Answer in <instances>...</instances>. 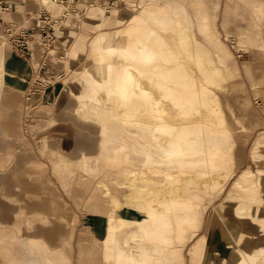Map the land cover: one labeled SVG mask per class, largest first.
<instances>
[{
  "label": "bare ground",
  "instance_id": "6f19581e",
  "mask_svg": "<svg viewBox=\"0 0 264 264\" xmlns=\"http://www.w3.org/2000/svg\"><path fill=\"white\" fill-rule=\"evenodd\" d=\"M42 2L46 5L54 3L49 0ZM150 7L160 9L156 5ZM175 13L170 9L165 18H156L155 21L159 23L156 30L169 47L175 49L178 46L182 54L186 55V63L190 65H187L186 71L190 75L182 70L177 73L174 71V54L170 60H167V54L160 55L164 62L172 65L162 71L164 63H160L159 58L154 60V52L159 53L165 47L158 43L155 36L152 37V31L151 34H141L128 41L130 32L138 26L140 19L146 21L144 13L134 17L122 34L102 32L91 44L95 53L102 50L105 52L103 59L114 60L121 67L117 74L107 75L105 84L103 81L92 84L95 92L82 99L86 100V106L87 98L95 101L93 98L98 86L102 97L101 105L115 111L123 117L121 120H128L126 123L123 121L126 129L130 127L134 134L153 146L145 150L140 147V150L128 155L137 167L133 172L125 170L122 179L131 189L129 194L145 199V191L149 200L146 204L134 202L133 210L145 216L149 208L155 209L156 204L151 194L159 191L166 205L165 210L160 208L159 211H165L168 215L161 223L162 227H137L127 237L125 227H111L113 235L108 237L106 245L110 246L107 249L108 256L113 259L114 264H127L130 256L140 262L141 249H145L146 254L154 259L151 264H183L185 245L203 228V201L212 204L213 199L221 195L222 188L233 172L226 164L229 139L225 133L227 130L223 127L219 101L216 97L207 95L205 87L210 75L205 68L210 67L213 75H222L221 70L212 65L210 49L195 40L184 7L181 22ZM117 53L119 56L115 55ZM73 54L78 53L73 51ZM19 64L20 61L8 58L4 48L0 49V93L8 82H25L24 71L19 68ZM87 68L85 76L99 72L96 66ZM98 76L101 80L106 77L101 74ZM89 77L86 81H90ZM92 77L90 79L96 81ZM213 82L216 81L213 79ZM11 96L14 97L13 100L10 103L7 100V103L13 106L17 92ZM79 105L83 107L84 103ZM88 107L91 110L84 117L103 113L99 110L94 112L93 106ZM76 117L77 115H69L71 120ZM213 125L222 130L225 140L215 138L213 141V132L216 137V131L211 129ZM102 127H105V123H102ZM67 133L70 134L69 131ZM101 134L102 148L106 152H102V156L120 161L122 146L111 138L106 128L102 129ZM91 143L95 144V139L89 142V147H92ZM154 154L164 158V161L156 164L151 160V155ZM253 157L257 161L264 159V151L254 152ZM253 167L250 161L248 170L234 185L235 192H229L209 213L203 235L188 250L192 255L189 264H263L261 258L254 254L264 253V171L257 169L259 176L254 178ZM113 181L119 182L117 179ZM98 184L108 191L106 184L101 181ZM115 205L118 208L121 206L118 201H115ZM174 210H180L184 214L179 218L169 217ZM5 218L10 223L14 220L9 215ZM35 219L48 225L43 224L35 231V236L41 243V247H38L41 253L48 254L51 246L55 247L63 237L71 234V227H59L56 222L49 225L50 219L45 214H35ZM123 236L126 237L121 238L123 248H115L113 244H118ZM158 248L159 251L156 252ZM51 257V264H54L53 261L57 264L56 256L52 254Z\"/></svg>",
  "mask_w": 264,
  "mask_h": 264
},
{
  "label": "rangeland",
  "instance_id": "374dc122",
  "mask_svg": "<svg viewBox=\"0 0 264 264\" xmlns=\"http://www.w3.org/2000/svg\"><path fill=\"white\" fill-rule=\"evenodd\" d=\"M225 1L226 0H204V2L209 7H213L216 4L219 5L217 29L220 32V39L226 44V46L232 53V62H235L239 71V76L224 81L225 78L223 77V75H213L210 67L205 68L208 69L206 72L210 74L208 75L209 80L205 84V87L207 89V95L214 96L219 101V106L222 111L223 127L225 128V130H227L225 133H227L226 137L227 139H229L227 142V144L229 143V149L227 150L226 164L228 165V168L230 170H233V172L224 188H222L221 195L218 198H214L212 204L209 205L206 204V201H203V208H205L203 215V228L185 245L182 254L183 264H189L192 255H190L188 250L191 245H193V242L203 235L209 213L226 198L229 192H235L234 185L236 184L237 179H240L241 175L248 170L249 162L252 161L254 165V178H257L259 176V172L257 171V169L260 168V170L264 171V159H258V161L256 159H253L254 152L260 153L262 151L261 149H264V50H259L251 46H244V48L237 49L233 46L232 42L226 38L225 32L220 27L223 5ZM151 5L159 6L160 9H152L150 7ZM41 7H46L48 11L54 16H58L64 11L63 6L54 3L46 5L44 2H42V0H19V2H17L15 5L17 11L21 13L36 11ZM183 7V0H121V4L116 7H111L110 9H105L102 6L92 5L86 8L85 12L82 15L80 14L82 16L81 19H78L80 15H74L73 20L67 22L64 27L60 28L57 31V39L53 47L50 48V54L52 55L50 57L52 59L50 63L52 65L51 72L45 74L42 70L40 71L42 61H39V63L37 64L38 60L36 57H34V60L26 58L33 66V73L31 77L28 78V76L25 75L26 80L23 85L28 81V87L25 90L24 96L21 95V99L23 101L20 103V111H22L21 109H23L24 117L25 119H28H23L26 123L25 138L28 139H25L26 141H24V144L27 145L25 146V149H28V153L33 157V159L28 161L27 165L29 163H34V160H37L39 163L41 162L45 165L43 171L41 169H39L38 171H34V176L29 178V180L33 183L38 182L39 184H41L40 181H42L44 185L47 183L52 189L53 193L55 195H59L62 203L67 208V213L72 221L71 227H73L71 229L70 236L63 237L59 241L58 245H55V247L52 248L51 246L52 249L49 248L48 254H41L39 252V264H51V255H56V253H59L58 255L61 259V263L62 261L64 262L66 260L63 259L65 253L67 254L66 256L68 257L69 264H83V262L88 259L85 255H81L79 246L77 244L78 241L82 239H84V241L86 239H89L88 241L92 240V237L98 235L101 228L104 227V218L102 217V215H99V213H97V211L92 207L93 201L91 200V194L94 190L97 189V179H103L105 180V182L103 181V183L106 185L108 184V191L101 185H97L99 186L98 190L105 189L104 192L106 191V193L102 197L106 199H110V192L120 198H123V196L127 193L125 189L131 190L123 183V179L118 180V183L114 181L115 184H113L114 182L112 181L113 183H111L109 180L110 175L106 176V173L110 172L112 168H117L120 172L123 165L121 161L118 162V165H113V167H106V172H104L97 178L87 177L80 172H77L73 177L68 176L67 174V181L70 182L67 190H65L61 185V181L57 177H55L52 172V158L50 154H42L38 149L41 141V133L44 137H50L53 133L54 135L66 133L64 130H60V128H58L59 125L66 124L67 126H71L72 133L77 134L79 133L78 131L80 126L83 129V135L85 130L87 131L86 135H88L89 133H95L97 129H100L99 125L101 124V121L105 117V115H110V117L116 120H121L120 118H123L119 116L115 111H110V109L106 105H101L100 102L102 101V97L99 95L100 88L98 86H96V95L93 98L95 101H91L87 98L86 103L88 104L86 106V100L82 99V97L85 98V95H91V93L95 92V90L92 88V84H98L101 81H103L105 84L107 82V75L117 74L119 68L121 67L120 63L114 60L108 61L106 59H103L105 57V52H103L102 50L95 53V51L91 47L92 41L102 32H106L107 34H122L124 29L129 25L134 17L139 16L141 13H144L146 16V21H143V18L140 19L138 26L130 32V38L128 41L133 40L135 37L141 34H145L146 36L150 33V31H152V37L154 38L155 36L158 40V43L165 47V49H162V51L159 53L154 52V60L156 61V59L159 58L160 63H164L162 71L172 66L168 62H164L163 56L160 57L161 54L165 53L167 54V60H170L172 54H174L173 66L175 68L174 71L176 70V73L182 70L183 73L189 74V72L186 71V67L188 65L186 63V55L182 54V51L178 46H176L175 49L168 46V44L165 42V40L162 39V36H160L158 31L156 30L159 23L157 20L155 21L156 18H165L167 15H169L170 9H172L176 12L175 16L178 21L181 22ZM244 15V21L237 20L234 22V29L237 26H241L245 30L253 29L251 15L248 12H245ZM83 17H85L86 19L82 20ZM74 18H76V20H74ZM261 24L262 26L259 30V38H261L264 42V23ZM194 35L197 40L202 41V38L196 29L194 30ZM1 48L5 49L8 58H14L18 62L20 61V64L18 66L24 71L25 74L27 70L24 69V64L20 60L19 55L4 39H0V49ZM73 51H76L78 54H73ZM115 55L119 56L118 53ZM210 58L212 60V65L218 66L216 60L214 59V55L211 53ZM244 63L250 65V72L254 80H263L262 82H259L257 86H255L254 82H252V80L247 76L246 71L243 67ZM92 66H96L99 69V72H95V74L91 75L93 76L92 78L96 79V81H92V79H90V75H84V72H86L85 69L87 67V69H89ZM188 66L190 67V65ZM160 68L162 67L160 66ZM98 74L106 75V77L102 78L101 80L99 79L100 76H98ZM87 77H89L88 79L90 81H86ZM199 79L202 81L201 78ZM213 79L216 81L215 83L213 82ZM13 81L8 82L7 87L0 93L1 103H4L7 97L14 92H17V95H19L20 92L16 91V89H9V84H12L13 86L18 85L16 83H12ZM36 94L39 95L37 98L35 96ZM34 99L36 100L35 104L34 102H31L35 101ZM58 102L63 103L60 109H63V111H65L67 115H71V117L77 115L75 123H72L70 121L69 116L60 118L59 115L58 119H55L54 115L53 118L49 119V117L54 113L56 109V103ZM81 102L84 103L83 107H80L79 105L82 104ZM88 106L95 107L94 112H97L99 110L103 113L100 115L94 114L92 115L93 117H84L91 110V108ZM33 109L34 120H31L30 112H32ZM106 112H108V114H106ZM240 120L243 122L242 126H240ZM121 121H124L125 123L128 122V120L126 119ZM243 125L251 130V135L248 134L245 128H243ZM211 129H214L216 131V137L214 132L212 134L213 141L215 140V138L217 140L226 139L222 134V130L215 128L214 125L211 126ZM127 131L129 134V142H133V147L132 145L130 146L133 150L127 153V167L128 170L133 172L136 169L137 164L132 162L128 155L132 154L137 149L140 150V147L145 150V148L150 149L153 148V146L145 142L142 137L134 134L130 127H128ZM19 135H21L20 132ZM22 139L21 141L24 140ZM88 139H91V137L88 136ZM74 146L76 152L73 151L74 157H71V159L75 164H77L80 160L77 154V148H79V145L75 143ZM35 150L36 154L34 156ZM19 154H21L20 151L17 152V155ZM151 160L156 164H160V162L164 161V158H161L159 155L154 154L151 155ZM242 163H244L242 166H238ZM258 163L260 164V166L256 167ZM73 169H75L73 170V172L79 170L77 167H73ZM8 170L9 169H7L6 171ZM117 186H120L121 188ZM10 187H14L12 182ZM4 191L5 189L2 190V188H0V227L2 226V224L4 225L7 222L4 219L7 213L6 210L12 211V205L9 204L8 200V202L5 201V198L2 196ZM14 192L15 191L13 190L9 192L7 191V196L12 197L13 194H18L19 197H15L16 199L23 203L29 202L27 195H25L26 193H21L20 190L17 193ZM43 196L44 198L46 197L47 199H50L45 194H43ZM151 196L154 197L156 208H149V211L145 216L133 210L132 208L133 203L136 201L141 202L142 204H146V202H149V200L146 198L145 191L144 198L146 200L143 199L142 196L134 195L132 193L127 196L126 205H124V203L122 204L119 201V203L121 204L119 208L114 205V202L111 206L112 202H110L106 207V210L108 211L112 207V212L110 215L112 216V220L114 223L113 226H130L125 227L127 231V234L125 235L126 237L137 227H162L161 223L168 215L165 214V211L161 212L159 211V209L163 208V210H165V202L163 200V197H161L162 195L159 194V191L153 192ZM38 200L40 201L41 199ZM35 202L36 201H34V203ZM183 214L184 212H181L180 210H174V212L169 214V217L179 218ZM123 215H125L126 217L120 218ZM47 216L48 219H50L48 221V224L51 226L56 223V225L58 226L59 223H61L62 225L65 224V219H61L62 217L60 212H56L55 215L52 216ZM19 217L22 221V229L15 228L17 232V241H15V239L13 238H10L11 240L7 239V245H2V242L0 241V264H9L12 261V258L15 259V255H18L19 257L18 260L15 259L18 261V263L22 262V264H30L29 259H31V256L26 252V248L29 252L34 249V246L30 242H28L33 241L32 238L34 239V223L36 222V224L39 225L38 227H42L44 223L40 220L35 219L34 213H31L24 207L21 209ZM6 225H8L5 226L8 227L7 229L4 228V231L7 232L6 236H11V234L14 236L15 233L10 231L14 227L9 226V224ZM44 226L48 225L44 224ZM63 227L69 226L65 224ZM125 236L120 237V241L118 242V244H113L115 248H123L122 239ZM70 237L71 239L69 240ZM21 238L27 241L28 244L25 242H18L21 240ZM10 241L13 244H10ZM38 242L40 243L39 239ZM109 247L110 246L107 245L105 247L103 254V264H114L113 259L108 256L107 249ZM67 249H69L70 251H68ZM139 251L141 252V261L138 262L130 256L127 264L153 263L154 259L146 254L145 249H141ZM158 251L159 248L156 250V252ZM254 255L256 257L259 256L264 264L263 252H260V254L255 253ZM110 261L112 263H110Z\"/></svg>",
  "mask_w": 264,
  "mask_h": 264
},
{
  "label": "crops",
  "instance_id": "0c3cea01",
  "mask_svg": "<svg viewBox=\"0 0 264 264\" xmlns=\"http://www.w3.org/2000/svg\"><path fill=\"white\" fill-rule=\"evenodd\" d=\"M184 3V9L186 14L189 17V20L192 25V31L193 36L197 42L200 44H203L207 46L210 49V53L214 55V59L216 60L218 67L221 70V73L223 77L225 78L224 81L231 79L233 77L239 76L238 68L233 61V56L226 44L220 39V32L217 29V20H218V9L219 5L216 4L213 7H209L204 0H183ZM58 4V3H56ZM61 5V4H58ZM63 6V5H61ZM248 12L252 17V23H253V29L252 30H245L241 26H237L235 29L233 28V24L235 21L245 20L244 13ZM81 15L78 19H81ZM86 18L83 17L82 20H85ZM76 20V18H74ZM83 22V21H82ZM264 23V0H226L223 5V13H222V19L220 22L221 29L225 32L226 38L229 39L233 46L237 49L244 48V46H251L259 50H264V42L261 38H259V30L261 29L262 24ZM197 30L199 35L202 38V41L197 40V38L194 35V30ZM42 53V52H41ZM52 55H45V54H39L37 56H33V59H30L29 57L21 58L19 56L20 60L24 64V69L27 70V72L23 75H27L28 78L31 77L33 73V66L29 62L28 59L34 60V57L37 58L38 62L42 61L44 64V69L42 70L43 73H49L52 71V65L51 63V57ZM232 62V63H231ZM36 64V65H37ZM35 65V66H36ZM243 67L246 71L247 76L254 82V85L257 86L259 82H262L263 80H254L253 76L250 72V65L247 63L243 64ZM41 71V70H40ZM13 86L12 84H9V89L13 90L16 89V91L20 92L19 95L15 98L14 105L11 106L7 103V100H9V103L13 100L14 97L9 95L7 99L4 101V103H1L0 99V188L5 189L2 196L5 198V201H9V204L12 205L10 210H6V216H12L13 221L6 222L4 225L0 227V236H1V242L2 245H7V239L13 238L16 240V230L15 228L22 229V221L20 219V212L21 209L24 207L31 213L35 214H45V215H55L56 212H60L61 219H65V224H67L69 227L72 225V221L70 216L67 213V208L62 203L61 198L59 195H55L52 191V189L49 187V185L46 183L43 184L42 181H40L41 184L38 182H32L29 180L32 176H34V171H38L45 168V165L43 163H39L37 160H34V163L28 164V161L33 159V157L28 153V149H25L27 146L24 144V141L28 140L25 138L26 136V123L24 120V111H20V103L23 101L21 99V95L24 96L25 90L28 87V81L26 84H19ZM36 98L39 96L38 94L35 95ZM35 100V99H34ZM34 104L35 101H31ZM63 103H56V109L54 113L49 117L53 118L55 115V119H58L59 115L60 118L67 117L69 115L66 114L63 109H60L61 105ZM12 114V117H9V114ZM62 113V114H61ZM31 117L30 119L34 120V109L32 112H30ZM108 114V113H106ZM29 115V114H28ZM28 118V116H27ZM24 119V120H23ZM70 119V118H69ZM76 118L73 120L70 119L72 123H75ZM102 123H105V127H102ZM242 121L240 120V126H242ZM7 126H10L11 128L8 129ZM100 129H97L95 133H89L86 135L87 131H84L83 135V129L79 126V133H72V127L67 126L66 124L59 125L58 128L60 130H64L65 134H51V136L44 137L41 133V141L39 145V151L42 154L49 153L52 158V172L55 177H57L61 181L62 187L67 190V187L69 186V182L67 181V174L68 176H75L77 172L82 173L83 175H86L87 177H94L97 178L101 174H103L106 167H113V165H118V162H122V168L119 172L117 168H112L110 172L106 173V176H109V180L111 183H113V179L122 180L124 176L125 170L128 169L126 158L127 153L132 151L133 142H129L128 139V131L126 130V124L119 120L114 119L110 117V115H105V117L102 119L101 124L99 125ZM103 128H106L109 132V135L111 138H113L118 145L122 146L120 157L122 158L120 161L113 160L111 157H103L102 152L105 154L106 152L102 148V134L101 131ZM243 128H245L248 132V134L251 135V130L247 128L245 125H243ZM70 132L68 134L67 132ZM19 132L21 135H19ZM3 135V136H1ZM262 135V134H261ZM88 136L91 137V139H88ZM24 140H23V139ZM21 139L23 141H21ZM26 139V140H25ZM95 139V144H92V147H89L91 140ZM76 141V142H75ZM75 143L79 145L78 149V156L80 160L77 164L72 161L71 157L73 158V151L75 150ZM20 144V145H19ZM24 144V145H22ZM19 145V146H18ZM132 145V147H130ZM263 152L264 149H261ZM20 151L21 154L17 155V152ZM36 154V150L34 153V156ZM126 163V164H124ZM244 163L238 166H242ZM27 165V166H25ZM73 167H77L79 170L73 172ZM9 169L8 171H6ZM94 176H92V175ZM9 176V177H8ZM11 177V178H10ZM33 180V179H32ZM103 181V179H97L96 180V187L97 189L93 191L91 194V200L92 207L99 213V215H102L104 227L101 228L98 235L93 236L92 240L88 241L89 239H84L78 241L79 251L81 255H85L86 258H88L86 261L83 262V264H103V254L106 247V240L108 237L112 236L113 233L111 231V227H114V223L112 220V216L110 215L112 212V207L107 211L106 207L110 202L111 206L115 201H120L122 204L126 205L127 196L129 195L130 190H126V194L123 196V198H120L110 192V199H106L102 196L105 195L104 190L101 189L98 190V181ZM113 181V182H112ZM11 182L13 183L14 187H10ZM10 183V184H9ZM115 184V182L113 183ZM48 185V186H47ZM108 185V184H107ZM121 188L120 186H117ZM15 191L14 193H17L19 190L21 193H26L29 202L23 203L16 199L15 197H19L18 194H13L12 197L7 196V191H11L9 189ZM109 188V187H108ZM124 189V188H123ZM110 190V189H109ZM100 191V192H99ZM103 191V192H102ZM104 193V194H103ZM43 194L47 195L48 198H44ZM41 195V197H40ZM54 195V196H52ZM40 197V198H39ZM38 199H41L40 201ZM7 201V202H8ZM34 201H36L34 203ZM137 214V213H135ZM58 216V215H57ZM59 217V216H58ZM126 217L125 215L121 216L120 218ZM4 219L7 221V219L4 217ZM127 220V219H126ZM113 223V224H112ZM6 224H9V226H12L10 231L15 233L13 236H6V233L4 231V228L7 229L8 226ZM65 224L59 223L60 227H63ZM38 224L36 222L34 223V239L30 242L34 249L30 252L26 248V252L31 256L30 264H39V248L41 247V243L38 242V239L35 236V231L38 228ZM130 227V226H125ZM73 227H71L72 229ZM71 237L69 238V240ZM11 240V239H10ZM120 241V240H119ZM118 241V242H119ZM20 243H27L24 239L21 238ZM10 244H13L10 241ZM23 247V245H22ZM39 247V248H38ZM70 251L69 249H67ZM41 253V252H40ZM43 254V253H41ZM59 253H56L58 262L57 264H60V257L58 255ZM55 255V256H56ZM63 259H66L64 262L62 261L61 264H69L67 254H64ZM15 259H19L18 255H15ZM12 258V261L9 264H22L18 263L17 260ZM53 260V259H52ZM22 261V260H21ZM54 264H56L55 261H53ZM7 264V263H6Z\"/></svg>",
  "mask_w": 264,
  "mask_h": 264
},
{
  "label": "built area",
  "instance_id": "2783aa9c",
  "mask_svg": "<svg viewBox=\"0 0 264 264\" xmlns=\"http://www.w3.org/2000/svg\"><path fill=\"white\" fill-rule=\"evenodd\" d=\"M49 1L63 5L64 11L54 16L46 7H41L21 13L15 8L19 0H0V39L7 41L19 56L32 59L42 53L49 55L57 39V31L73 20L74 15H82L89 6L110 9L121 4V0ZM44 67L42 63L40 70Z\"/></svg>",
  "mask_w": 264,
  "mask_h": 264
}]
</instances>
